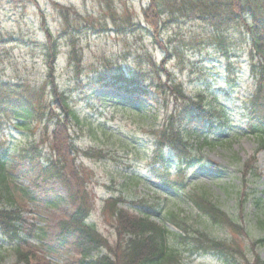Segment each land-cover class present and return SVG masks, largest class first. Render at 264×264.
<instances>
[{"label":"rangeland","instance_id":"rangeland-1","mask_svg":"<svg viewBox=\"0 0 264 264\" xmlns=\"http://www.w3.org/2000/svg\"><path fill=\"white\" fill-rule=\"evenodd\" d=\"M151 2L0 0V35L6 37V41L11 36L16 39L0 43V77L21 83L28 89L38 87L48 68L41 44L50 37L61 43L56 58V80L60 88L71 89L75 109L81 119L88 120L84 127L75 126L72 130L76 144L82 149L117 147L119 164L109 158L93 160L78 155L75 158V162L82 163L91 175L89 187L94 195V206L90 221L108 237L110 243L115 242L116 229L106 200L112 195L127 200L147 197L144 199L161 212L160 216L153 214L154 221L162 223L165 215L176 213L188 220L190 237L207 233L214 240L226 241L227 252L238 264H260L258 259L264 261V245L260 242L264 240V152L259 151L257 140L246 132L244 110L255 86L249 43L237 26L217 33L207 24L188 20L178 13V20L167 23L161 30V44H155L146 31L132 30L129 26L132 23L147 25L145 13ZM164 5L162 19L170 16L169 5ZM66 23L71 26L67 27ZM85 23L103 25L108 30L93 32L87 28L77 31L71 28ZM121 26L124 28H119ZM66 27L71 29L65 32ZM219 37L226 39V50L219 43ZM73 48L81 55L80 75L76 73L78 65L70 61ZM168 48L172 55L163 65ZM151 61L159 67L157 69H164L160 71L163 84H171L170 80H175L189 95L203 93L206 103L217 102L230 120L226 131L217 128L211 131L199 122L188 126L195 152L209 164L202 161L186 169L181 192L169 188L151 171L152 130L165 126L167 114L180 104L175 95L170 90L165 98L164 94L157 97L152 89L147 95H136L114 88L97 86L87 90L74 85L77 79L85 80L87 75L96 77L99 72L106 76L138 69L152 75ZM229 66L233 69L231 82L227 74ZM129 98L136 99V106L143 100L145 108L134 109L132 103H126ZM120 103H126L128 108H118L116 105L120 107ZM2 119L0 134L8 135L12 146L17 144L20 147L33 139L38 142L50 140L51 131L46 134L43 123L32 121L31 127L18 129L7 122L14 119L13 116H2ZM88 123L94 130L89 129ZM45 147L50 150L48 143ZM13 191L15 199L24 205V217L50 231L58 228L56 225L63 216L53 210L38 209ZM193 193L207 195L223 211L234 216L237 223L230 227L215 225L191 205L189 197ZM122 207L131 213L139 212L128 202ZM30 242L44 264H65L75 256V251L69 247L58 255L60 257H46L38 248L37 238ZM187 243L179 247L184 264H223L222 258L214 251L205 252L198 248L192 254V242ZM0 253L5 256L3 264L15 261L12 252L2 249ZM33 264L37 263L34 261Z\"/></svg>","mask_w":264,"mask_h":264},{"label":"trees","instance_id":"trees-1","mask_svg":"<svg viewBox=\"0 0 264 264\" xmlns=\"http://www.w3.org/2000/svg\"><path fill=\"white\" fill-rule=\"evenodd\" d=\"M163 3L169 5V18L162 19L163 7H166ZM178 13L188 20L195 19L207 24L217 33H224L231 26H237L244 33L250 47V68L255 82L244 110L246 132L257 140L259 151L264 150V0H152L145 13L147 25L132 23L129 26L132 30L146 31L155 44H161V30L167 23L178 20ZM66 24L67 27L71 26L70 23ZM67 27L65 32L71 28L76 31L87 28V31L92 29L93 32L108 30L103 25L86 23ZM4 39L6 37L0 35V43L16 41L12 36L7 41ZM225 40L224 37L218 38L226 50ZM60 44L58 39L52 37L41 44L48 68L38 87L28 89L21 83L0 77V124L3 122L2 116H13L14 119L7 122L15 128L26 129L32 126V121H36L44 124L46 134L51 131L50 140L38 142L33 139L20 147L17 144L12 146L4 132L0 134V250L12 252L15 260L12 264H33L34 261L44 264L30 242L32 238H37L38 248L46 257H56L72 248L75 256L65 264H184L179 247L191 241L192 254L198 248L205 252L214 251L222 258L223 264H238L234 256L227 252L226 241L214 240L207 233L190 237L188 220L176 213L165 215L162 223L154 221L153 214L160 216L161 212L152 207L148 199H144L147 197L127 200L112 195L106 200V206L112 210L115 220L114 243H110L108 237L90 221L94 206V195L89 187L91 175L82 163L75 162V158L77 155L93 160L109 158L117 164L120 160L117 147L82 149L76 144L72 130L75 126L84 127L88 120L81 119L75 109L71 89L60 88L56 80V58ZM169 50H166L163 65L172 55ZM70 61L78 65L76 73L80 75L81 55L75 48L70 54ZM149 66L152 75L138 69L106 76L99 72L96 77L87 75L85 80L77 79L74 85L86 87L87 90L100 86L145 95L152 89L157 97L164 94L165 98L170 90L180 104L167 114L165 126L152 130L154 156L151 171L175 192H181L184 189L185 170L195 163H206L195 152L188 126L199 122L210 130L217 128L226 131L230 120L217 102L207 104L203 93H185L182 84L175 80H170L173 82L171 84H163L160 71L164 69H157L159 67L152 61ZM227 70L228 81L231 82L229 79L233 69L229 66ZM127 102L132 103L134 109L145 108L143 100L139 106H136L135 100L128 99ZM126 103L116 106L127 109ZM88 125L92 131V125ZM46 143L49 144V151ZM167 146L171 149L168 157L162 153ZM173 164H177L175 173H172ZM171 176L174 178L171 179ZM13 189L38 209L53 210L63 216L56 225L58 228L50 231L24 217V205L21 206L15 199ZM189 198L191 205L215 225L230 227L237 223L234 216L223 211L207 195L193 193ZM127 202L136 206L139 212L135 214L123 208ZM260 242L264 245V240ZM3 260L5 256L0 253V264H3ZM257 262L264 264L261 259Z\"/></svg>","mask_w":264,"mask_h":264}]
</instances>
